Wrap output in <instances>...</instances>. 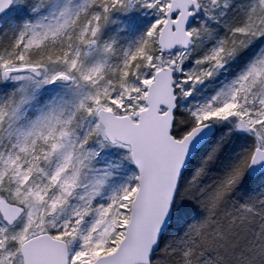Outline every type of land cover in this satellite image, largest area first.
<instances>
[{"label": "snow or ice", "instance_id": "6c2138e0", "mask_svg": "<svg viewBox=\"0 0 264 264\" xmlns=\"http://www.w3.org/2000/svg\"><path fill=\"white\" fill-rule=\"evenodd\" d=\"M0 264H264V0H0Z\"/></svg>", "mask_w": 264, "mask_h": 264}]
</instances>
